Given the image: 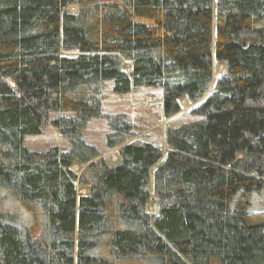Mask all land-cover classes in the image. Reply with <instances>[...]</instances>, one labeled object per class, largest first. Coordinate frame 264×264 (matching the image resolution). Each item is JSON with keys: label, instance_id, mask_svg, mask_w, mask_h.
Wrapping results in <instances>:
<instances>
[{"label": "trees", "instance_id": "16d2710c", "mask_svg": "<svg viewBox=\"0 0 264 264\" xmlns=\"http://www.w3.org/2000/svg\"><path fill=\"white\" fill-rule=\"evenodd\" d=\"M108 81L193 105L166 152ZM49 122L69 147L27 148ZM0 264H264V0H0Z\"/></svg>", "mask_w": 264, "mask_h": 264}, {"label": "rangeland", "instance_id": "374dc122", "mask_svg": "<svg viewBox=\"0 0 264 264\" xmlns=\"http://www.w3.org/2000/svg\"><path fill=\"white\" fill-rule=\"evenodd\" d=\"M68 11L76 13L78 8L70 7ZM129 68V65H125ZM224 68L222 65H214L213 84L221 75ZM102 108L107 115H122L125 120L136 127V138H144L151 141L167 151L166 131L170 126H174L186 119L189 109L193 106L186 100H183V110L172 117L166 118L162 113L161 87H139L132 89L129 93L119 94L114 91V81H108L103 90ZM111 132L109 121L106 117L92 119L88 126L83 130V138L94 145L102 153L106 164L109 167L115 166L121 162L120 146L109 148L107 145V136ZM24 145L32 151L42 152L58 146L61 150L69 147V142L64 138L58 129L49 122L38 135H27L24 138ZM117 154L119 160L111 163L109 158L112 154ZM80 171V166L74 167ZM82 193H87L86 188L81 189ZM152 209V208H151Z\"/></svg>", "mask_w": 264, "mask_h": 264}, {"label": "bare ground", "instance_id": "6f19581e", "mask_svg": "<svg viewBox=\"0 0 264 264\" xmlns=\"http://www.w3.org/2000/svg\"><path fill=\"white\" fill-rule=\"evenodd\" d=\"M76 5H70V7H75Z\"/></svg>", "mask_w": 264, "mask_h": 264}, {"label": "water", "instance_id": "95a60500", "mask_svg": "<svg viewBox=\"0 0 264 264\" xmlns=\"http://www.w3.org/2000/svg\"><path fill=\"white\" fill-rule=\"evenodd\" d=\"M107 1H111V0H107ZM121 161H122V159H121ZM116 166V165H115ZM112 167H114V166H112Z\"/></svg>", "mask_w": 264, "mask_h": 264}]
</instances>
